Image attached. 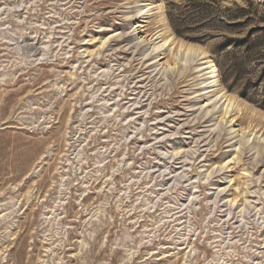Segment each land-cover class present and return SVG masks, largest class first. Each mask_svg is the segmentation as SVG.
<instances>
[{"label": "rangeland", "instance_id": "374dc122", "mask_svg": "<svg viewBox=\"0 0 264 264\" xmlns=\"http://www.w3.org/2000/svg\"><path fill=\"white\" fill-rule=\"evenodd\" d=\"M159 1L263 143L264 0ZM138 4L0 0V264H264L256 141L240 161L218 108L199 122L210 95L169 52L158 67L136 37L102 46L163 29L156 10L126 22Z\"/></svg>", "mask_w": 264, "mask_h": 264}, {"label": "bare ground", "instance_id": "6f19581e", "mask_svg": "<svg viewBox=\"0 0 264 264\" xmlns=\"http://www.w3.org/2000/svg\"><path fill=\"white\" fill-rule=\"evenodd\" d=\"M138 1H139V4L137 5L138 7L130 11V13L126 16V19H125L126 22H131L137 19H144V20L149 19L151 16H154V12L156 10L158 11V15L160 18L159 22L161 26H163V29H160V31L156 32L152 36H139L138 37L137 35L145 33L144 31H142V29H144L145 27L143 26V23H135L132 26V31L130 33L131 36H128L127 34H123L122 32L118 31L115 35L105 40L102 46L105 47L108 43L111 44V42L117 43L119 39H122L123 42L127 43V46H128L130 39L132 37H136L137 42L134 45H132L130 49L134 48L135 51L139 50L140 52H142L143 60H147L149 57L154 55L155 62L152 63L153 66H155L154 64L160 63L161 60L164 59L162 58V55H166V52L167 53L169 52L170 55H172V58L175 60V62L179 60L182 63L181 65L182 67H184L183 71H187L191 69V72L192 71L194 72L193 74H195V79L197 80L196 82L198 86V90L196 91V95H197L196 97H200V96L206 97L207 95H210L209 99L205 100L209 102L206 105L200 106L197 109L199 111H202V114H203L201 118H199V122L202 119L206 120L208 115L214 114L218 108L219 112L218 111L217 112L220 113L221 115L220 116L221 120L218 123L219 125L218 127L223 128V126H225L227 128V126L229 125V128L227 129V131L229 132L230 136H233L232 139L239 138V141L237 143H238V146L239 145L240 146L236 149V152L239 156L238 159L241 161L240 158L242 155V154L239 155L240 153L238 152L241 151L243 147H246V145L252 139L256 141L252 147V150H256L255 153L257 154H262L264 152V141L263 143L261 142V139L259 137L260 135H258L259 132L252 131L246 134L245 131L235 130V125H236L235 116L238 113L240 114V112L242 111L239 105V98L237 99L236 96L229 94L226 91L222 82L220 81V79H218V70L215 64H213V61L210 59V56L207 53V51H205L201 47H196L194 45H187L184 42H181L177 40V38L174 37L170 28L168 27L167 21L165 20L164 5L161 3V1H159L160 3L157 4L158 6L153 4V2H155L156 0H138ZM149 37L151 38L149 39ZM149 49L151 50V52H149ZM166 65L167 67H165V69L163 68L166 71L171 70V69L174 70V68H176L175 64H174L175 67H173L172 65H169L168 63H166ZM157 66L159 67V64ZM196 106L197 104H192L191 108L193 109ZM209 107H212V109H209ZM234 113H236L235 116H234ZM197 120L198 118H196L194 122H196ZM192 122L186 121L184 122L183 125L188 126ZM236 133L237 135H235ZM200 138L202 137H199L196 141L197 146L200 147L202 143H208V140H204V139H203L204 140L203 142H200L201 140ZM178 155L179 153L175 154V156H178ZM254 163L256 164V166L259 165V160L254 161ZM222 169H219V170L222 171ZM223 193L224 192H220L219 194L221 195ZM236 201L238 200L232 199L230 204L235 205Z\"/></svg>", "mask_w": 264, "mask_h": 264}, {"label": "trees", "instance_id": "16d2710c", "mask_svg": "<svg viewBox=\"0 0 264 264\" xmlns=\"http://www.w3.org/2000/svg\"><path fill=\"white\" fill-rule=\"evenodd\" d=\"M238 19H240V18H238ZM240 25V24H239Z\"/></svg>", "mask_w": 264, "mask_h": 264}]
</instances>
